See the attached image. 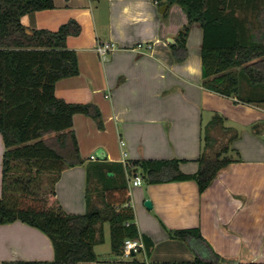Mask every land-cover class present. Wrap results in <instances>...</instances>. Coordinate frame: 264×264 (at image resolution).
I'll return each instance as SVG.
<instances>
[{
  "label": "crops",
  "instance_id": "crops-1",
  "mask_svg": "<svg viewBox=\"0 0 264 264\" xmlns=\"http://www.w3.org/2000/svg\"><path fill=\"white\" fill-rule=\"evenodd\" d=\"M55 8L26 14L23 24L56 31L69 20L80 23L67 46L77 53L80 73L56 84L57 97L70 103H93L102 113L104 127L85 114L73 117L82 165L65 166L50 201L72 214L87 212V165L106 161L115 181H125V167L142 159L181 160L180 169L196 173L203 127L219 113L227 126L239 129L233 143L240 156L204 192L195 180L149 184L140 170H126L140 233L154 242L136 259L146 264H194L196 253L170 230L199 229L219 255L236 263L264 262V135L250 127L264 123V87L252 85L241 96L226 97L203 86V29L191 26L187 56L177 60L170 39L177 42L188 24L184 9L168 5V15L157 0H54ZM113 44L102 55L99 46ZM142 44V47L139 45ZM151 44L152 48H148ZM103 148L106 159H93ZM6 151L0 132V197ZM234 152V157H238ZM123 166V168H122ZM135 175L143 183L133 185ZM151 200L153 207L145 205ZM110 224H105V241ZM102 245V244H100ZM97 261L77 264H127L133 256L112 252ZM50 237L40 229L15 221L0 225V264L6 260H53Z\"/></svg>",
  "mask_w": 264,
  "mask_h": 264
},
{
  "label": "trees",
  "instance_id": "trees-1",
  "mask_svg": "<svg viewBox=\"0 0 264 264\" xmlns=\"http://www.w3.org/2000/svg\"><path fill=\"white\" fill-rule=\"evenodd\" d=\"M180 5L188 16L172 44L177 60L187 56L191 26L203 29V86L226 97L241 96L243 81L264 85V0H157ZM55 8L54 0H0V132L6 151L3 163V193L0 225L22 221L47 234L53 242V260H6L2 264H77L97 261L96 246L105 243V224H110L112 252L124 256L125 242L141 239L147 256L154 242L140 233L126 170H140L149 184L195 180L200 192L240 156L233 143L239 129L227 126V118L216 113L203 127L199 169L186 174L181 160L142 159L125 167V181L117 182L106 161L87 165V212L72 214L50 201L48 184L54 186L65 166L82 165L73 117L82 113L104 127L100 108L93 103H70L57 97L59 80L80 73L77 53L67 39L82 27L72 19L56 31L29 30L26 14ZM168 15V11L164 13ZM251 131L264 135V123ZM238 153L234 157L233 153ZM123 168V166H122ZM124 169V168H123ZM170 236L185 241L196 253L194 264L236 263L214 252L199 229L170 230ZM127 264H146L135 258ZM170 264V263H166Z\"/></svg>",
  "mask_w": 264,
  "mask_h": 264
},
{
  "label": "built area",
  "instance_id": "built-area-1",
  "mask_svg": "<svg viewBox=\"0 0 264 264\" xmlns=\"http://www.w3.org/2000/svg\"><path fill=\"white\" fill-rule=\"evenodd\" d=\"M139 47H142V44L139 45ZM114 45L107 43L104 45L99 46V51L102 55L107 54L109 51L113 50ZM148 48H152V45L149 44ZM93 159H96V156H92ZM143 183V178L140 175H135V178L133 180V185L138 186ZM145 249L144 242L141 239H129L125 242V256H130L132 254V251L139 252Z\"/></svg>",
  "mask_w": 264,
  "mask_h": 264
},
{
  "label": "rangeland",
  "instance_id": "rangeland-1",
  "mask_svg": "<svg viewBox=\"0 0 264 264\" xmlns=\"http://www.w3.org/2000/svg\"><path fill=\"white\" fill-rule=\"evenodd\" d=\"M243 90L245 91V88L249 86V84L246 82V81H243ZM260 87H264V85H260ZM51 189H52V185L48 184V190H49V195L51 197ZM111 237H110V233H107V236H106V241L105 243H103L102 245H100L98 248H97V252H99L101 255L103 256H108L107 254L111 253ZM105 251H108V253L106 254ZM137 256L139 258H142V254L141 253H138Z\"/></svg>",
  "mask_w": 264,
  "mask_h": 264
},
{
  "label": "water",
  "instance_id": "water-1",
  "mask_svg": "<svg viewBox=\"0 0 264 264\" xmlns=\"http://www.w3.org/2000/svg\"><path fill=\"white\" fill-rule=\"evenodd\" d=\"M167 8H168V4H163V5L161 6V8H160V11H161L162 13H164V12L167 10ZM170 41H171L172 43H176V41L173 40V39H170ZM95 156H96V158H98V159H100V160H105V159H106V152H105V150H104L103 148H99V149L96 150V152H95ZM145 205H146L148 208H150V209L153 207V204H152V201H151V200H146V201H145ZM132 253L134 254L135 252L132 251Z\"/></svg>",
  "mask_w": 264,
  "mask_h": 264
}]
</instances>
